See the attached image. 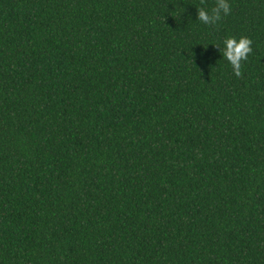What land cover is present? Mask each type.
Returning a JSON list of instances; mask_svg holds the SVG:
<instances>
[{
    "label": "trees",
    "instance_id": "trees-1",
    "mask_svg": "<svg viewBox=\"0 0 264 264\" xmlns=\"http://www.w3.org/2000/svg\"><path fill=\"white\" fill-rule=\"evenodd\" d=\"M215 2L0 0V264H264V0Z\"/></svg>",
    "mask_w": 264,
    "mask_h": 264
},
{
    "label": "clouds",
    "instance_id": "clouds-1",
    "mask_svg": "<svg viewBox=\"0 0 264 264\" xmlns=\"http://www.w3.org/2000/svg\"><path fill=\"white\" fill-rule=\"evenodd\" d=\"M205 2L206 0H201L202 5ZM230 13L231 5L228 0H216L215 6L210 10L204 6L197 8L198 20L206 25H215L222 19V16L230 15ZM223 43L225 47L223 49L220 48L223 57L232 65L234 74L237 77L242 76V61L247 60L248 55L253 51L251 47L253 41L246 36H242L239 39L229 36L224 39Z\"/></svg>",
    "mask_w": 264,
    "mask_h": 264
}]
</instances>
